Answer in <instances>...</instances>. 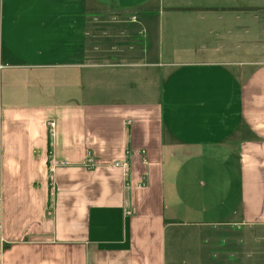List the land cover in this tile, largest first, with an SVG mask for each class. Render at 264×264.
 Instances as JSON below:
<instances>
[{"label":"crops","instance_id":"crops-1","mask_svg":"<svg viewBox=\"0 0 264 264\" xmlns=\"http://www.w3.org/2000/svg\"><path fill=\"white\" fill-rule=\"evenodd\" d=\"M263 6L0 0V264H243Z\"/></svg>","mask_w":264,"mask_h":264},{"label":"rangeland","instance_id":"rangeland-1","mask_svg":"<svg viewBox=\"0 0 264 264\" xmlns=\"http://www.w3.org/2000/svg\"><path fill=\"white\" fill-rule=\"evenodd\" d=\"M255 3L257 5H264V0H255ZM251 231L252 232H249L248 229L241 230L239 235L235 237H238L236 239L237 245L239 244L238 240L241 239L242 246H245L249 243V240H251L252 255L246 254L245 250H243L242 255L237 258H240L243 264H245L246 261L248 262L246 264H264V227H259ZM226 241H228L227 244L229 247L233 243L229 239Z\"/></svg>","mask_w":264,"mask_h":264},{"label":"built area","instance_id":"built-area-1","mask_svg":"<svg viewBox=\"0 0 264 264\" xmlns=\"http://www.w3.org/2000/svg\"><path fill=\"white\" fill-rule=\"evenodd\" d=\"M50 125H51V127H52V126H53V123L51 122ZM123 166L125 167V174H128V164L125 163ZM129 212H130V211H129Z\"/></svg>","mask_w":264,"mask_h":264},{"label":"trees","instance_id":"trees-1","mask_svg":"<svg viewBox=\"0 0 264 264\" xmlns=\"http://www.w3.org/2000/svg\"><path fill=\"white\" fill-rule=\"evenodd\" d=\"M242 9V8H241ZM251 9H260V8H251Z\"/></svg>","mask_w":264,"mask_h":264}]
</instances>
